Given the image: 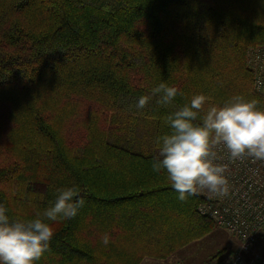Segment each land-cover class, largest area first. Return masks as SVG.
Masks as SVG:
<instances>
[{
	"label": "trees",
	"instance_id": "trees-1",
	"mask_svg": "<svg viewBox=\"0 0 264 264\" xmlns=\"http://www.w3.org/2000/svg\"><path fill=\"white\" fill-rule=\"evenodd\" d=\"M262 47L264 0H0V204L11 222L42 214L58 188L86 201L49 222L34 264L165 260L214 230L199 196L180 201L152 170L156 139L198 94L195 123L237 95L262 110L246 63ZM161 82L183 96L136 109Z\"/></svg>",
	"mask_w": 264,
	"mask_h": 264
},
{
	"label": "clouds",
	"instance_id": "clouds-1",
	"mask_svg": "<svg viewBox=\"0 0 264 264\" xmlns=\"http://www.w3.org/2000/svg\"><path fill=\"white\" fill-rule=\"evenodd\" d=\"M183 96L176 87L161 82L151 94L139 97L135 107L144 109L154 98L161 106L173 103L177 95ZM203 94L195 95L190 104H184L164 118L170 131L156 139L157 155L152 161L154 172L166 171L168 179L185 201L187 195L197 189H206L213 195H227L228 181L225 168L214 163L212 149L223 145L230 158L245 154L264 159V110L258 101L233 96L223 106H212L195 123L205 104ZM85 196L75 186L57 189L54 203L35 218L11 221L7 209L0 204V264H34L50 250L54 229L49 222L75 218L85 205ZM109 234L102 236L107 246Z\"/></svg>",
	"mask_w": 264,
	"mask_h": 264
},
{
	"label": "built area",
	"instance_id": "built-area-1",
	"mask_svg": "<svg viewBox=\"0 0 264 264\" xmlns=\"http://www.w3.org/2000/svg\"><path fill=\"white\" fill-rule=\"evenodd\" d=\"M247 66L254 75L253 90L263 100L264 110V47L247 54ZM214 163L225 168L227 195H213L197 189L202 201L197 213L231 235L237 247L224 264H264V255L251 254V246L264 231V159L245 154L232 159L223 145L212 149Z\"/></svg>",
	"mask_w": 264,
	"mask_h": 264
},
{
	"label": "rangeland",
	"instance_id": "rangeland-1",
	"mask_svg": "<svg viewBox=\"0 0 264 264\" xmlns=\"http://www.w3.org/2000/svg\"><path fill=\"white\" fill-rule=\"evenodd\" d=\"M233 241L231 235L215 227L204 238L185 246L182 252L176 251L179 256L176 255L174 260L179 257V264H224L237 247ZM251 254L264 255V231L251 246Z\"/></svg>",
	"mask_w": 264,
	"mask_h": 264
},
{
	"label": "crops",
	"instance_id": "crops-1",
	"mask_svg": "<svg viewBox=\"0 0 264 264\" xmlns=\"http://www.w3.org/2000/svg\"><path fill=\"white\" fill-rule=\"evenodd\" d=\"M234 244H235V242H234ZM183 250H184V248L180 249L179 251L182 252ZM176 255L179 256L178 253L175 252L174 254H172L170 257H168L165 260H157V259H153V258H144L139 264H179L181 259H179V257H178L176 260H174Z\"/></svg>",
	"mask_w": 264,
	"mask_h": 264
}]
</instances>
